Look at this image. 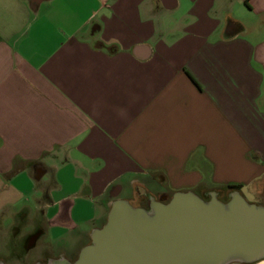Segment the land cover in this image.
I'll return each mask as SVG.
<instances>
[{
	"label": "crops",
	"instance_id": "obj_1",
	"mask_svg": "<svg viewBox=\"0 0 264 264\" xmlns=\"http://www.w3.org/2000/svg\"><path fill=\"white\" fill-rule=\"evenodd\" d=\"M262 186L264 0H0V227L73 261L116 199Z\"/></svg>",
	"mask_w": 264,
	"mask_h": 264
},
{
	"label": "water",
	"instance_id": "obj_2",
	"mask_svg": "<svg viewBox=\"0 0 264 264\" xmlns=\"http://www.w3.org/2000/svg\"><path fill=\"white\" fill-rule=\"evenodd\" d=\"M264 260V205L237 190L222 201L176 191L149 207L112 202L75 260L53 264H254ZM35 264H40L39 262Z\"/></svg>",
	"mask_w": 264,
	"mask_h": 264
},
{
	"label": "rangeland",
	"instance_id": "obj_3",
	"mask_svg": "<svg viewBox=\"0 0 264 264\" xmlns=\"http://www.w3.org/2000/svg\"><path fill=\"white\" fill-rule=\"evenodd\" d=\"M257 192L258 196L244 190V198L250 203L264 205V186L258 188ZM222 200L226 201L227 197ZM142 203L139 200L135 205H147L145 200ZM32 224L31 221L15 216L8 227H0V264H53L54 259H59L50 255L48 246L42 243L43 238L36 236V230H31Z\"/></svg>",
	"mask_w": 264,
	"mask_h": 264
},
{
	"label": "flooded vegetation",
	"instance_id": "obj_4",
	"mask_svg": "<svg viewBox=\"0 0 264 264\" xmlns=\"http://www.w3.org/2000/svg\"><path fill=\"white\" fill-rule=\"evenodd\" d=\"M168 199L169 198H165V197H162L161 199H159V200H162V201H164V202H166V201H168ZM220 199V198H219ZM221 200H222V198H221ZM150 201V200H149ZM149 201L147 200V205H145V206H141L142 204H144V203H142L140 206L141 207H145V208H148L149 207ZM222 201H224V200H222Z\"/></svg>",
	"mask_w": 264,
	"mask_h": 264
},
{
	"label": "trees",
	"instance_id": "obj_5",
	"mask_svg": "<svg viewBox=\"0 0 264 264\" xmlns=\"http://www.w3.org/2000/svg\"><path fill=\"white\" fill-rule=\"evenodd\" d=\"M233 189H237L239 186H230Z\"/></svg>",
	"mask_w": 264,
	"mask_h": 264
},
{
	"label": "bare ground",
	"instance_id": "obj_6",
	"mask_svg": "<svg viewBox=\"0 0 264 264\" xmlns=\"http://www.w3.org/2000/svg\"><path fill=\"white\" fill-rule=\"evenodd\" d=\"M258 264H264V261L259 262Z\"/></svg>",
	"mask_w": 264,
	"mask_h": 264
}]
</instances>
